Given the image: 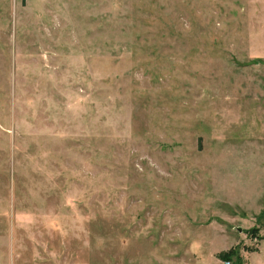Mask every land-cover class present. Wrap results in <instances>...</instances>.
Segmentation results:
<instances>
[{"label":"rangeland","instance_id":"obj_1","mask_svg":"<svg viewBox=\"0 0 264 264\" xmlns=\"http://www.w3.org/2000/svg\"><path fill=\"white\" fill-rule=\"evenodd\" d=\"M231 251L264 264V0H0V264Z\"/></svg>","mask_w":264,"mask_h":264},{"label":"trees","instance_id":"obj_2","mask_svg":"<svg viewBox=\"0 0 264 264\" xmlns=\"http://www.w3.org/2000/svg\"><path fill=\"white\" fill-rule=\"evenodd\" d=\"M236 256H237V254H236V252H234V251H231V252H229L228 254H227V253H221V254L219 255L220 259L223 258V260H229V259H233V258H235V260L238 262V261H239V258L236 257ZM238 263H239V262H238Z\"/></svg>","mask_w":264,"mask_h":264},{"label":"built area","instance_id":"obj_3","mask_svg":"<svg viewBox=\"0 0 264 264\" xmlns=\"http://www.w3.org/2000/svg\"><path fill=\"white\" fill-rule=\"evenodd\" d=\"M222 264H237L234 259L223 260Z\"/></svg>","mask_w":264,"mask_h":264},{"label":"crops","instance_id":"obj_4","mask_svg":"<svg viewBox=\"0 0 264 264\" xmlns=\"http://www.w3.org/2000/svg\"><path fill=\"white\" fill-rule=\"evenodd\" d=\"M227 249H223L222 251H225ZM212 256L217 260L218 264H220V260L217 258L216 253L212 254Z\"/></svg>","mask_w":264,"mask_h":264}]
</instances>
